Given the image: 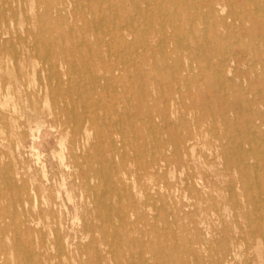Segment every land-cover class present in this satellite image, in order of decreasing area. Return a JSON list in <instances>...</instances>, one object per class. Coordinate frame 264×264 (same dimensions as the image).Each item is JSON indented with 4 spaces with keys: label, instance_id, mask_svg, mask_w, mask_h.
Returning a JSON list of instances; mask_svg holds the SVG:
<instances>
[{
    "label": "rangeland",
    "instance_id": "obj_1",
    "mask_svg": "<svg viewBox=\"0 0 264 264\" xmlns=\"http://www.w3.org/2000/svg\"><path fill=\"white\" fill-rule=\"evenodd\" d=\"M116 1L103 0L101 5L106 8L110 4L106 12L118 15L117 22L125 28L127 43L138 40L133 51H125L123 57L119 53L113 56L125 62L126 70L125 80L117 83L110 95L112 100L115 97L113 103L119 105V114L127 120L98 113L96 118L101 124L91 128L87 134L90 137L85 135L80 141L76 152L79 158L73 159V117L75 113L78 117L85 114L81 91L87 90L84 84L79 92L76 82L82 84L95 73L78 69L79 76L56 78L48 64L63 58L55 52L61 46L80 58L83 46L110 38L104 28L94 27L96 16L90 13L87 0H0V264H132L133 260L141 262L136 259L139 257L148 264H264V125L253 128L249 123L251 118L258 119V124L264 119V44L256 26L260 23L253 15L258 10L264 15V1L150 0L154 1L150 4L149 0H118L120 5ZM118 9L124 16H119ZM78 10L84 11L86 19L75 17ZM226 14L239 19L225 20ZM131 30L134 32L129 33ZM70 36L78 37L79 42H72ZM201 36L204 41L198 39ZM141 42H147L149 48ZM241 43L251 50L245 53L237 45ZM156 45L162 46L160 50ZM72 46L74 50L70 49ZM256 53L260 63L255 61ZM166 54H170V60L165 59ZM234 60L236 63L232 64ZM174 64L184 66V70L177 73ZM219 64H225L222 74L216 67ZM231 68L233 72H227ZM16 80H22L24 86L17 88ZM102 85L96 89L109 93ZM145 92L153 94V98L143 103L141 96ZM166 95L175 97L170 125L148 126L144 105H164L160 100ZM70 98H74L76 107ZM58 106H64L65 127L53 121ZM37 117L47 118L48 123L37 126L33 122ZM112 121L115 129L131 131L133 142H124L115 133L111 136L115 143L111 145L108 135L113 131ZM188 132L193 137L191 145L181 148V139ZM154 137H159V142ZM174 151L179 155L161 162L158 170L146 172L142 163L152 161L160 152L171 157ZM134 240L165 249L141 254Z\"/></svg>",
    "mask_w": 264,
    "mask_h": 264
},
{
    "label": "bare ground",
    "instance_id": "obj_2",
    "mask_svg": "<svg viewBox=\"0 0 264 264\" xmlns=\"http://www.w3.org/2000/svg\"><path fill=\"white\" fill-rule=\"evenodd\" d=\"M88 2H89V4H88V6L90 7H88L89 9H90V13H92L93 15H95L96 16V18H95V25H94V27H96V28H104V32H106V35L110 38L109 40H107V39H105L104 38V41H102L101 39L99 40L100 42H96L95 44H93V45H90V44H88L87 46H83V49H82V53H81V56H80V58L78 57V56H76V55H71L70 53H68L67 51L68 50H66L63 46H61V48L59 49V50H57V51H55L60 57L62 56L63 58H61V59H59V61L56 63V64H52L53 62H51V63H49L48 64V66L49 65H51V72H53L52 73V76H54V77H56V78H60V77H62L61 75H64V76H74V75H78V74H76L77 72V70L79 69V72H81V71H85L86 70V72H87V70L88 69H90L92 72H94L95 74L93 75V76H91V77H88L86 80H84V82H82V84H80V83H77L76 82V84L79 86V92L83 89L82 87L84 86V84H87V87H86V89L87 90H82L81 91V97H82V101H81V107L85 110V114H81L82 115V117H78L77 116V114L75 115L74 114V120H75V123H76V126L73 128V131H72V135H71V146H70V154H71V158H73V159H78L79 157L78 156H76L77 154H76V152H77V149H79V143H80V141L85 137V135H87L88 134V132L91 130V128H93V127H96V125L98 126V125H100L101 123L98 121V119L96 118V115L98 114V113H105V114H107V115H115L116 116V119H118V120H120L121 118H123L122 120H123V122L124 121H126L127 120V118H125V116H123L122 117V115H120L119 114V105H117L116 103H113V101H115L114 99H115V97H114V99L112 100V98H111V96L112 95H110L111 94V92H115V90L117 89V88H115L117 85V83H122V81H124L125 80V76H124V74H125V70H126V68H124L125 67V62L123 61V60H121V59H113V56H115V53H119V54H122L121 56L123 57L124 55H125V51H133V49H134V47L136 46V43L135 42H137V41H131L132 43H127V39H126V41H125V39H124V33H123V30H125V28L123 27V26H121L118 22H117V16L118 15H114L113 13H107L106 12V8H108L109 6H110V4L108 5V7H106V8H104L102 5H101V3L103 4V0H87ZM107 1V0H106ZM158 1H160V0H158ZM245 1V0H244ZM258 1V0H257ZM262 1H264V0H262ZM10 2V1H9ZM126 2V1H125ZM82 3V2H81ZM149 3L150 4H153L154 3V1L152 2V1H150L149 0ZM157 3V2H156ZM204 3V2H203ZM206 3H207V1H206ZM214 3H215V1H214ZM264 3V2H263ZM116 4H118V5H120L121 4V2L119 3V1L117 0L116 1ZM212 4V3H211ZM242 4V3H241ZM259 5H260V2L258 3ZM113 5V4H112ZM114 5H115V3H114ZM155 5V4H154ZM59 6V5H58ZM64 6V5H63ZM86 5H85V3H84V7H85ZM117 6V5H116ZM123 6V5H122ZM142 6V5H141ZM212 6H213V4H212ZM255 6V5H254ZM152 7V6H151ZM182 7V6H181ZM185 8V7H184ZM224 8H225V6H224ZM113 9V8H112ZM216 9V8H215ZM245 9V8H244ZM114 10H117L116 8H114ZM164 12H165V10L164 9H162ZM183 10H185V9H183ZM182 10V11H183ZM242 10H243V8H242ZM249 10V9H248ZM130 11V10H129ZM153 11V10H152ZM162 11V12H163ZM180 11V10H179ZM186 11V10H185ZM185 11H183V12H185ZM245 11V10H244ZM118 12L120 13L119 14V16L120 15H122L123 14V16H124V13H123V11H122V9H120V11H119V9H118ZM157 12V11H156ZM177 12H178V10H177ZM181 12V11H180ZM183 12H181L182 14H183ZM76 15H75V17L77 18V19H79V20H81L82 18H84L85 17V19H86V17L87 16H85V14H84V11H76ZM263 13V12H262ZM1 14V13H0ZM205 14V13H204ZM246 14H248L247 12H246ZM19 15V14H18ZM148 15H149V13H148ZM253 15H255V17H256V19H257V21H259L258 23H260V24H258V25H256L257 26V28L258 29H260V31H261V40L260 41H263V44H264V15H261V13L259 12V10L258 11H256V12H253ZM72 17V16H71ZM127 17V16H126ZM193 17V16H192ZM223 17V16H222ZM6 18V17H5ZM183 18V17H182ZM237 18L239 19V17H237L236 15H232V14H226L225 15V20H230L231 22H234L235 20H237ZM77 19H76V22H77ZM184 19V18H183ZM241 19V18H240ZM39 20V19H38ZM42 20V19H41ZM50 20V19H49ZM102 20H104L103 22H101ZM253 20V19H252ZM101 22V24H100V22ZM127 21V20H126ZM190 21V20H189ZM254 21V20H253ZM154 22V21H153ZM13 23V22H12ZM190 23V22H189ZM226 23V22H225ZM242 23V22H241ZM126 24V23H125ZM124 24V25H125ZM138 24V23H137ZM196 24V23H195ZM218 24V23H217ZM16 25V24H15ZM45 25V24H44ZM78 25V23L76 24V25H74L75 27ZM131 25V24H130ZM154 25V24H153ZM23 26V25H22ZM73 26V25H72ZM87 26V25H86ZM135 26V25H134ZM176 26V25H175ZM185 26V25H184ZM190 26V25H189ZM195 26V25H194ZM17 27H18V25H17ZM31 27V26H30ZM42 27V26H41ZM74 27V29H76ZM89 27V26H88ZM131 27V26H130ZM147 27V26H146ZM199 27V26H198ZM208 27V26H207ZM228 27V26H227ZM38 28V27H37ZM49 28V27H48ZM51 28V27H50ZM133 28V27H132ZM189 28V27H188ZM24 29V28H23ZM36 29V28H35ZM72 29V28H71ZM135 29H136V27H135ZM142 29V28H141ZM191 29H193L194 30V27H192ZM247 29V28H246ZM79 30V29H78ZM83 30V29H82ZM183 30V29H182ZM189 30H190V28H189ZM244 30V29H243ZM41 31V30H40ZM64 31H65V29H64ZM63 31V32H64ZM186 31V30H185ZM199 31V30H198ZM213 30L211 29V32H212ZM2 32V31H1ZM134 31H129V33H133ZM157 32V31H156ZM179 32H181V29H179ZM188 32V31H187ZM193 32V31H192ZM205 31H203V33H204ZM237 32V31H236ZM59 33V32H58ZM58 33H55V34H58ZM76 33H77V35H80L79 34V31H76ZM207 33V32H206ZM218 33V32H217ZM221 33V32H220ZM11 34V33H10ZM85 34V33H84ZM83 34V35H84ZM88 34V33H87ZM170 34V33H169ZM180 34V33H179ZM182 34V33H181ZM187 34H189V33H187ZM199 34V33H198ZM6 35V34H5ZM16 35V34H15ZM175 35V34H174ZM186 35V34H185ZM192 35V34H191ZM205 35V34H204ZM218 35H220L219 33H218ZM88 36H90V35H88ZM209 36H210V34H209ZM222 36V35H221ZM227 36V35H226ZM236 36V35H235ZM253 36V35H252ZM0 37H1V34H0ZM5 37V36H4ZM71 38V41L72 42H74V43H76V42H79V40H78V37H76V36H70ZM135 37V36H134ZM139 37V36H138ZM138 37H137V39H138ZM182 37V36H181ZM198 37V36H197ZM228 37V36H227ZM238 37V36H237ZM101 38V37H100ZM207 38V37H206ZM208 38H210V39H214V38H212V37H208ZM207 38V39H208ZM254 38V37H253ZM258 38V37H257ZM19 39V38H18ZM98 39V38H97ZM134 39V38H133ZM199 40H205V37L203 36H201L200 38H198ZM197 39V40H198ZM8 40V39H7ZM192 40V39H191ZM247 40V39H246ZM39 41V40H38ZM85 41V40H84ZM108 41H110L109 43H108ZM170 41V40H169ZM214 41H215V39H214ZM237 41V40H236ZM42 42V41H41ZM51 42V41H50ZM187 42V41H186ZM195 42H196V40H195ZM212 42V41H211ZM13 43V42H12ZM44 43V42H43ZM112 43L114 44V45H112ZM141 43H143V42H141ZM169 43V42H168ZM188 43V42H187ZM191 43V42H190ZM197 43V42H196ZM203 43V42H202ZM205 43V42H204ZM250 43V42H249ZM52 44V43H51ZM73 44V43H72ZM108 44H111V45H108ZM137 44H138V42H137ZM171 44V43H170ZM192 44H193V42H192ZM195 44V43H194ZM86 45V44H85ZM198 45V44H197ZM201 45V44H200ZM199 45V46H200ZM215 45V44H214ZM232 45H233V43H232ZM237 45H239L241 48H242V50L245 52V53H248L250 50H251V48H250V46L249 45H247V44H243V43H241V44H237ZM89 46V47H88ZM107 46V47H106ZM157 46V48H158V50H160V48L162 47V46H158V45H156ZM195 46V45H194ZM202 46V45H201ZM208 46V45H207ZM228 46V45H227ZM226 46V47H227ZM236 46V45H235ZM259 46V45H258ZM14 47V46H13ZM44 47V46H43ZM69 47V46H68ZM143 47L144 48H149V44L147 43V42H144L143 43ZM177 47L178 46H176V50H177ZM204 47V46H203ZM221 47V46H220ZM24 48V47H23ZM76 48V47H75ZM146 48V49H147ZM233 48V47H232ZM232 48H230V49H232ZM71 50H74V48H73V46L70 48ZM106 50V55H104L103 54V50ZM166 49V47L165 48H163V50H165ZM234 49V48H233ZM185 50V49H184ZM184 50H182V51H184ZM201 50V49H200ZM210 50V49H209ZM208 50V51H209ZM31 51V50H30ZM38 51V50H37ZM150 51V50H149ZM181 51V52H182ZM188 51V50H187ZM194 51V50H193ZM227 51V50H226ZM233 51V50H232ZM28 52V51H27ZM52 52V50H50V52L49 53H51ZM167 52V51H166ZM165 52V53H166ZM205 52V51H204ZM216 52V51H215ZM164 53V54H165ZM195 53V52H194ZM193 53V54H194ZM197 53V52H196ZM18 54V53H17ZM30 54H31V52H30ZM38 54V53H37ZM172 54H175V53H172ZM171 54V55H172ZM181 54V53H180ZM184 54V53H183ZM182 54V55H183ZM192 54V55H193ZM238 54V53H237ZM46 55V54H45ZM140 55V54H139ZM170 55V54H169ZM169 55L168 54H166L165 55V59H169L170 57H169ZM176 55V54H175ZM235 55V54H234ZM111 57L112 59H110L109 57ZM146 56V55H145ZM159 56V55H158ZM162 56V55H161ZM205 56H206V54H205ZM257 59H255V61H258V63H260L261 62V60H259V54L258 53H256L255 55H254ZM262 56L264 57V52L262 53ZM44 57V56H43ZM148 57V56H147ZM157 57V56H156ZM172 57V56H171ZM192 57V56H191ZM200 56H198V58H199ZM212 58H213V56H211ZM246 57V56H245ZM89 58H90V62L88 63V64H83L81 61H84V60H88L89 61ZM116 58V57H115ZM137 58V57H136ZM139 58V57H138ZM159 58V57H158ZM157 58V59H158ZM164 58V57H163ZM197 58V57H196ZM243 58V57H242ZM17 59V58H16ZM141 59H142V57H141ZM175 59V58H174ZM180 59H183V58H180ZM192 59V58H191ZM210 59V58H209ZM228 59V58H227ZM170 60V59H169ZM204 60V59H203ZM212 60V59H211ZM229 60V59H228ZM18 61V60H17ZM26 61V60H25ZM33 61V60H32ZM31 61V62H32ZM145 61H146V59H145ZM156 61V60H155ZM160 61V60H159ZM178 61V60H177ZM226 61V60H225ZM224 61V62H225ZM16 62V61H15ZM37 62V61H36ZM77 62H79V63H82V64H77ZM192 62V61H191ZM209 62V61H208ZM17 63V62H16ZM21 63V65H22V62H20ZM39 63V62H38ZM132 63V62H131ZM174 63V62H173ZM195 63H196V61H195ZM197 63H198V61H197ZM234 63H236V61L234 60V61H232V64H234ZM40 64V63H39ZM139 64V63H138ZM141 64H143V61L141 62ZM164 64V63H163ZM194 64V63H193ZM208 64V63H207ZM227 64V63H226ZM12 65V64H11ZM32 65H34L33 64V62H32ZM86 65V66H85ZM131 65V64H130ZM140 65V64H139ZM146 65H147V63H146ZM166 65V64H165ZM164 65V66H165ZM198 65V64H197ZM253 65V64H252ZM136 66H138V65H136ZM136 66H135V68H136ZM149 66V65H148ZM163 66V65H162ZM174 66H176V64H174ZM54 67H58L59 68V71H56L55 70V68ZM141 67V66H140ZM154 67V65L152 66V68ZM169 67H170V65H169ZM197 67V66H196ZM216 67H219L218 69H219V71L218 72H220L221 74L224 72V70H225V64H219V66H216ZM262 67V66H261ZM139 68V67H138ZM142 68V67H141ZM140 68V69H141ZM159 68H161V67H159ZM163 68V67H162ZM165 68V67H164ZM171 68V67H170ZM183 68H184V66H183ZM182 68V65H177L176 67H174V71H176L177 73H180L181 72V70L183 69ZM210 68H212V67H210ZM50 69V68H49ZM64 69V71H62ZM137 69V68H136ZM156 69V68H155ZM172 69V68H171ZM194 69V68H193ZM214 69V68H213ZM213 69H211V70H213ZM12 70V69H11ZM143 70H145V69H143ZM153 70H154V68H153ZM158 70V69H157ZM156 70V71H157ZM173 70V69H172ZM184 70V69H183ZM227 70H229V71H227V72H230V73H232L233 71H232V68L231 69H227ZM263 70V69H262ZM131 71H133V70H131ZM192 71V70H191ZM45 72V71H44ZM63 72V73H62ZM144 72V71H143ZM159 72H160V70H159ZM163 72V71H162ZM175 72V73H176ZM188 72V71H187ZM200 72V71H199ZM214 72V71H213ZM144 73H146V72H144ZM177 73H176V75H177ZM183 73V72H182ZM191 73H193V71L191 72ZM253 73V72H252ZM257 73V72H256ZM84 74V73H83ZM86 74V73H85ZM84 74V75H85ZM131 74L132 75H134L135 74V72H134V74H133V72H131ZM160 74V73H159ZM188 74V73H187ZM190 74V73H189ZM81 75V74H80ZM131 75V76H132ZM141 75H143V74H141ZM174 75V74H173ZM200 75H201V73H200ZM200 75H197V76H200ZM51 76V75H50ZM79 76V75H78ZM85 76H87V75H85ZM129 76V75H128ZM202 76H203V74H202ZM224 76V75H223ZM81 77V76H80ZM138 77V76H137ZM168 77V76H167ZM171 77V76H170ZM174 77V76H173ZM192 77V76H191ZM204 77V76H203ZM218 77V76H217ZM263 77V76H262ZM69 78V77H68ZM153 78V77H152ZM151 78V79H152ZM176 78V77H175ZM179 78V77H178ZM209 78H211V76L209 77ZM215 78V77H214ZM238 78V77H237ZM73 79V78H72ZM83 79V78H82ZM156 79V78H155ZM154 79V80H155ZM161 79H163L162 78V75H161ZM165 79H166V77H165ZM169 79V78H168ZM180 79V78H179ZM216 79V78H215ZM218 79V78H217ZM220 79V78H219ZM222 79V78H221ZM220 79V81H221V84H222V80ZM233 80H235L234 78H232ZM75 80H76V78H75ZM134 80V79H133ZM158 80V79H157ZM156 80V81H157ZM164 80V79H163ZM163 80H159V81H161V82H163ZM187 77L185 78V80L184 81H186L187 82ZM190 80V79H189ZM193 80V79H192ZM200 80H202V78L200 79ZM209 80V79H208ZM5 81V80H4ZM74 81V80H73ZM77 81V80H76ZM83 81V80H82ZM165 81V80H164ZM169 81V80H168ZM173 81V80H172ZM176 81H177V79H176ZM181 81H182V79H181ZM183 81V82H184ZM211 81V80H210ZM224 81H225V79H224ZM48 82V81H47ZM167 82V81H166ZM174 82V81H173ZM196 82V81H195ZM200 82V81H199ZM198 82V83H199ZM203 82V81H202ZM226 82H230V81H228L227 79H226ZM231 82H232V80H231ZM53 83V82H52ZM61 83V82H60ZM132 83V82H131ZM134 83V82H133ZM135 83H136V80H135ZM169 83V82H168ZM194 83V82H193ZM198 83H195V84H198ZM33 84V83H32ZM44 84V83H43ZM54 84V83H53ZM105 85L104 87H107L106 89H108L109 90V93H107V92H100V91H98L97 89H96V87H99V85ZM167 84V83H166ZM192 84V83H191ZM206 84V83H205ZM216 84V83H215ZM218 84H219V82H218ZM234 84H236V83H234ZM102 85V86H103ZM162 85H164V84H162ZM181 85V84H180ZM212 85H213V83H212ZM222 85H224V84H222ZM243 85V84H242ZM242 85H241V87H242ZM15 86L17 87V88H20V87H23L24 86V82L22 81V80H16V83H15ZM28 86V85H27ZM71 86H72V84H71ZM74 86V85H73ZM101 86V87H102ZM123 86V85H122ZM126 86V85H125ZM135 86V85H134ZM134 86H132V87H134ZM138 86V85H137ZM167 86V85H166ZM169 86H171V83H170V85ZM168 86V87H169ZM172 86H174V84L172 85ZM185 86V85H184ZM187 86V85H186ZM199 86V85H198ZM204 86V85H203ZM238 86V85H237ZM7 87H9V85L7 86ZM36 87V86H35ZM140 87V86H139ZM142 87V86H141ZM179 87V86H178ZM189 87V86H188ZM200 87V86H199ZM205 87V86H204ZM209 87H210V85H209ZM221 87V86H220ZM235 87V86H234ZM244 87V86H243ZM242 87V88H243ZM51 88H53V93L54 94H56L57 93V90H54V87H51ZM58 88V87H57ZM63 88V87H62ZM67 88V87H66ZM66 88H64L65 90H66ZM68 88H69V86H68ZM67 88V89H68ZM122 88V87H121ZM123 88H124V86H123ZM126 88V87H125ZM138 88V87H137ZM191 88L192 87H190V90H191ZM239 88V87H238ZM33 89V88H32ZM47 89V88H46ZM101 89V88H100ZM187 89V88H186ZM234 89V88H233ZM1 90V89H0ZM73 90V89H72ZM128 90V88L126 89V91ZM173 90V89H172ZM179 90V88L177 89V91ZM205 90V89H204ZM244 90V89H243ZM249 90V89H248ZM262 90V89H261ZM52 91V90H51ZM74 91H75V89H74ZM122 91H123V89H122ZM143 91V90H142ZM150 91V90H149ZM188 91V90H187ZM193 91V90H192ZM203 91V90H202ZM205 91H207L208 92V90H205ZM220 91V90H219ZM260 91V90H259ZM71 92V91H70ZM119 92V91H118ZM173 92H175V91H173ZM189 92V91H188ZM213 92H215V91H213ZM225 92V91H224ZM72 93V92H71ZM76 93V92H75ZM133 93H135V92H133ZM132 93V94H133ZM235 93V92H234ZM245 93V92H244ZM8 94V93H7ZM58 94V93H57ZM131 94V95H132ZM172 93H170V95H171ZM179 94H180V91H179ZM226 94V93H225ZM224 94V95H225ZM114 95V94H113ZM152 95L153 94H151L150 92H145V93H143V95L141 96V101H143V103L145 102V100H151L153 97H152ZM173 95H174V93H173ZM181 95V94H180ZM212 95V94H211ZM11 96V95H10ZM52 96V95H51ZM57 96V95H56ZM62 96V95H61ZM60 94L58 95V98L60 99ZM118 96V95H117ZM190 96V95H189ZM247 96V95H246ZM48 97V96H47ZM72 97V96H71ZM128 97V96H127ZM130 97H132V96H130ZM136 97V96H135ZM173 97V96H172ZM172 97H170V96H168V98H167V95L166 96H164V99L161 101L160 99V102L161 103H163L164 105H161V106H163V107H161V106H157L156 107V104L154 103L153 105L151 104V105H144V110H145V124H147L148 126H154V127H160V126H162V124L164 125L165 123H167V124H169L170 125V117H171V110H172V108L173 107H175V97L174 98H172ZM182 96H180V98H181ZM184 97V96H183ZM195 97V96H194ZM214 97V96H213ZM6 98V97H5ZM9 98V97H8ZM49 98V97H48ZM63 98V97H62ZM107 98H109V99H107ZM233 98H235V96L233 97ZM242 98V97H241ZM30 99L32 100V98L30 97ZM37 99V98H36ZM71 99V105L73 106L74 105V107H76V105H75V101L73 100L74 98H70ZM126 99V98H125ZM157 99V98H156ZM188 99V98H187ZM217 99V98H216ZM243 99V98H242ZM130 100H132V99H130ZM137 100V99H136ZM189 100V99H188ZM49 101V100H48ZM47 101V102H48ZM54 101V100H53ZM139 101V100H138ZM177 101V100H176ZM182 101V105H183V100H181ZM214 101V100H213ZM31 102V101H30ZM46 102V103H47ZM140 102V101H139ZM192 102V101H191ZM209 102V101H208ZM3 103V102H2ZM45 103V102H44ZM45 103V104H46ZM78 103V102H77ZM120 103H122V101H120ZM132 103H133V101H132ZM141 103V102H140ZM178 103V102H177ZM262 103V102H261ZM130 104V103H129ZM224 104H225V102H224ZM3 105V104H2ZM4 105H6V104H4ZM125 105H127V104H125ZM194 105V104H193ZM213 105V104H212ZM1 106V105H0ZM56 106V104L54 105V107ZM77 106H78V104H77ZM206 106V105H205ZM225 106V105H224ZM64 107V106H63ZM63 107H57L58 108V110L56 111V113H54L53 115H52V117H53V121L54 122H56L59 126H64V125H66V123H67V121H66V112H65V110H64V108ZM125 107V106H124ZM127 107V106H126ZM156 107V108H155ZM208 107H210V106H208ZM13 108H14V106H13ZM184 108V107H183ZM199 108V107H198ZM219 108V107H218ZM16 109V108H15ZM66 109V108H65ZM68 109H69V106H68ZM202 110V109H201ZM256 110V109H255ZM137 111H139V110H137ZM181 111V110H180ZM260 111V110H259ZM69 112V111H68ZM187 112V111H186ZM251 112H252V110H251ZM257 112V111H256ZM70 113V112H69ZM79 113V112H78ZM122 113V112H121ZM124 113V112H123ZM137 113V112H136ZM253 113V112H252ZM138 114V113H137ZM181 114H182V112H181ZM259 115H260V113H258ZM258 114H257V116H258ZM169 115H170V117H169ZM188 115H190V114H188L187 113V116ZM212 115V114H211ZM254 115V114H253ZM173 116V115H172ZM182 116V115H181ZM104 117H106V116H104ZM131 117V116H130ZM184 117V116H183ZM197 117H198V115H197ZM182 118V117H181ZM200 118H202V117H200ZM126 119V120H125ZM138 119V118H137ZM143 119V118H142ZM183 119V118H182ZM48 119L46 118V119H44L43 117H37L33 122L35 123L36 122V125L38 126V125H40L41 126V124L42 123H48V121H47ZM141 120V119H140ZM257 120L258 119H255L254 118V120H252V118H251V120H250V124H252L251 126L253 127V128H259L258 126H262V125H264V119H261L260 120V122H259V124H258V122H257ZM104 121V120H103ZM259 121V120H258ZM128 122H129V120H128ZM127 122V123H128ZM138 122V121H137ZM140 122H142V121H140ZM187 122H189V120L187 121ZM191 122H192V120H191ZM190 122V123H191ZM223 122H225V121H223ZM248 122V121H247ZM30 125L32 124V121H29L28 122ZM105 123H106V121H105ZM133 123H135V122H133ZM132 123V124H133ZM175 123H176V121H175ZM185 123V122H184ZM131 124V123H130ZM131 124V125H132ZM228 124V123H227ZM248 124V123H247ZM115 121H112L111 122V128H113L112 130L113 131H111V133L108 135V138H109V141H110V144L112 145L113 143H115L113 140H111V136H113L115 133L117 134V135H120L121 136V139H122V141H124V142H129V143H131V142H133V134L131 133V131H127V130H125L124 128H123V130H119V129H121L120 127L119 128H117V129H115L114 127H115ZM179 125V124H178ZM177 125V126H178ZM190 125V124H189ZM258 125V126H257ZM40 126H39V129H40ZM46 125H44V127H45ZM133 126V125H132ZM177 126H175V127H177ZM191 126H193V125H191ZM65 127V126H64ZM118 127V126H117ZM125 127V126H124ZM162 127H164V126H162ZM218 127V126H217ZM216 127V128H217ZM239 127V126H238ZM126 128V127H125ZM149 128V127H148ZM148 128H147V130H148ZM153 128V127H152ZM187 128V127H186ZM261 128V127H260ZM33 129V128H32ZM42 129V128H41ZM54 129V128H53ZM65 129V128H64ZM97 129V128H96ZM163 129V128H162ZM250 129H252V128H250ZM34 130V129H33ZM36 130V129H35ZM93 130V129H92ZM211 130V129H210ZM226 130H227V128H226ZM229 130V129H228ZM260 130V129H259ZM101 131V130H100ZM118 131H119V134H118ZM123 131V132H122ZM152 131V130H151ZM155 131V130H154ZM181 131V130H180ZM219 131V130H218ZM234 131V130H233ZM33 133H34V131H32ZM39 132V131H38ZM98 132V131H97ZM134 132H136V130H134ZM156 132V131H155ZM220 132V131H219ZM218 132V133H219ZM257 132V131H256ZM148 133V132H147ZM179 133H181V132H179ZM91 134H92V131H91ZM100 134V133H99ZM152 134H153V132H152ZM164 134V133H163ZM39 135V134H38ZM224 135V134H223ZM231 135H233V134H231ZM33 136H35L34 134H33ZM87 136H89V135H87ZM86 136V137H87ZM100 136V135H99ZM150 136V135H149ZM38 137H40V136H38ZM69 137V136H68ZM90 137V136H89ZM159 137H161V136H159ZM158 137V138H159ZM172 137V136H171ZM180 137V136H179ZM225 137V136H224ZM259 137V136H258ZM260 137H261V135H260ZM63 138V137H62ZM115 138V137H114ZM136 138H138V136L136 137ZM158 138H156L155 139V137H154V141H158L159 142V139ZM173 138V137H172ZM233 138V137H232ZM254 138V137H253ZM264 138V137H263ZM263 138H261L262 139V141H263ZM34 139H35V137H34ZM176 139H177V137H176ZM192 139H193V137L191 136V135H189V132L187 133V136H186V138L185 139H181V144H180V147L181 148H186V147H188V146H190L191 145V141H192ZM231 139V138H230ZM229 139V140H230ZM65 140H67V138L65 139ZM84 140V139H83ZM87 140H88V138H87ZM169 140V139H168ZM228 140V141H229ZM34 141V140H33ZM35 141H36V139H35ZM86 141V140H85ZM121 141V142H122ZM154 141H152V142H154ZM231 141V140H230ZM229 141V142H230ZM249 141V140H248ZM60 142H61V140H60ZM65 142V141H64ZM63 142V143H64ZM88 142V141H87ZM86 142V143H87ZM104 142V141H103ZM232 142H234V141H232ZM33 143V142H32ZM92 143V142H91ZM95 143V142H94ZM155 143V142H154ZM167 143V142H166ZM59 145H60V143H58ZM88 144V143H87ZM134 144V143H133ZM156 144H158V143H156ZM250 144V143H249ZM62 145V144H61ZM84 145V144H83ZM233 145V144H232ZM257 145V144H256ZM92 146V145H91ZM145 146V145H144ZM261 146V145H260ZM61 147H63V146H61ZM66 147V146H65ZM96 147V146H95ZM99 147H100V145H99ZM123 148H124V146H122ZM155 147V146H154ZM161 147V146H160ZM179 147V148H180ZM255 147H258V145L257 146H255ZM255 147H253V149L255 148ZM19 148V147H18ZM145 148V147H144ZM234 148V147H233ZM232 148V149H233ZM99 149V148H98ZM133 149V148H132ZM140 149V148H139ZM162 149V148H161ZM247 149V148H246ZM61 150V149H60ZM137 150V149H136ZM160 150V149H159ZM165 150H166V148H165ZM169 150V149H168ZM234 150V149H233ZM64 151V150H63ZM103 151V150H102ZM140 151V150H139ZM147 151V150H146ZM149 151V150H148ZM192 151V150H191ZM236 151H238V149L236 150ZM57 152V151H56ZM60 152V151H59ZM95 152H97V151H95ZM104 152V151H103ZM131 152V151H130ZM162 152V151H161ZM156 153L155 154V156L153 157V160L151 161L150 159V161L148 162V163H142L143 164V166H145V170H146V172H148L149 170H158V168H161V166H162V164H161V162H168L170 159H173V157H176V156H178L179 154H178V152H176V151H174V153L172 154V156L171 157H168V156H166L165 154H163V153ZM34 153V152H33ZM136 153V152H135ZM142 153V152H141ZM155 153V152H154ZM167 153V152H166ZM240 153V152H239ZM37 154H39V153H37ZM54 153L52 152V156H54L53 155ZM63 154V153H62ZM103 154V153H102ZM119 154V153H118ZM137 154V153H136ZM135 154V155H136ZM31 155H32V153H31ZM56 155V154H55ZM58 155H59V153H58ZM114 155V154H113ZM168 155V154H167ZM259 155V154H258ZM60 156V155H59ZM62 156V155H61ZM60 156V157H61ZM64 156V155H63ZM62 156V157H63ZM35 157H37L36 155H35ZM55 157V156H54ZM54 157H53V159H54ZM114 157V156H113ZM129 157H131V156H129ZM135 157V156H134ZM146 157H148V156H146ZM65 158V157H64ZM231 158V157H230ZM257 158V157H256ZM262 158H263V156H262ZM261 158V159H262ZM56 159V158H55ZM92 159H94L93 157H92ZM107 159H108V157H107ZM121 159V158H120ZM222 159V158H221ZM242 159V158H241ZM259 159V158H258ZM59 160V159H58ZM60 160H61V158H60ZM115 160V159H114ZM129 160V159H128ZM260 160V159H259ZM65 161H66V159H65ZM100 161V160H99ZM142 161V160H141ZM61 162H62V160H61ZM101 162V161H100ZM44 163V162H43ZM59 163H60V161H59ZM111 163V162H110ZM141 164V163H140ZM61 165H63L62 163H61ZM119 165V164H118ZM255 165V164H254ZM264 165V164H263ZM262 165V166H263ZM181 166V165H180ZM184 166V165H183ZM256 166V165H255ZM120 168V167H119ZM140 168V167H139ZM175 169V168H174ZM168 170V169H167ZM170 170V169H169ZM181 170V169H180ZM260 170H261V168H260ZM164 171V170H163ZM175 171V170H174ZM159 172V171H158ZM157 172V173H158ZM45 173H47V172H45ZM108 173V172H107ZM176 173V172H175ZM141 175V174H140ZM159 175H161L160 173H159ZM167 175V174H166ZM64 177V176H63ZM79 177V176H78ZM264 177V176H263ZM79 178H81L82 179V181H84L85 180V178L83 177V176H81V177H79ZM133 179V178H132ZM141 179V178H140ZM158 179V178H157ZM160 179V178H159ZM48 180V179H47ZM63 180H64V178H63ZM78 180V179H77ZM250 180V179H249ZM262 180V179H261ZM128 181H131V180H128ZM160 181V180H159ZM260 182V181H259ZM189 183V182H188ZM261 183V182H260ZM35 184V183H34ZM167 184V183H166ZM97 187H98V185H96ZM114 186V185H113ZM193 187V186H192ZM61 188V187H60ZM63 188V187H62ZM61 188V189H62ZM110 188V187H109ZM248 188V187H247ZM95 189V188H94ZM117 189V188H116ZM261 189V188H260ZM111 190V189H110ZM33 191V190H32ZM112 191H113V189H112ZM134 191H135V189H134ZM170 191V190H169ZM91 192V191H90ZM145 192V191H144ZM57 193H58V190H57ZM229 193H230V191H229ZM112 194V193H111ZM114 194V193H113ZM88 196H90V195H88ZM134 196V195H133ZM262 196V195H261ZM111 197V196H110ZM115 197V196H114ZM118 197V196H117ZM81 198H82V196H81ZM153 198V197H152ZM155 198V197H154ZM153 198V199H154ZM256 198V197H255ZM73 199V198H72ZM100 199V198H99ZM109 199V198H108ZM128 199V198H127ZM110 200H113V198L112 199H110ZM149 200V199H148ZM151 200V199H150ZM252 200V199H251ZM258 200V199H257ZM104 201H106L107 202V199L106 200H104ZM114 201H115V199H114ZM260 201V200H259ZM162 202V201H161ZM115 203V202H114ZM118 203V202H117ZM154 203H155V201H154ZM113 204V203H112ZM119 204V203H118ZM169 204V203H168ZM22 205V204H21ZM65 205V204H64ZM150 205V204H149ZM154 205V204H153ZM152 205V206H153ZM97 206V205H96ZM112 206V205H111ZM143 206H145V205H143ZM170 206H172V205H170ZM25 207V206H24ZM66 207V206H65ZM113 207V206H112ZM118 207V206H117ZM126 207V206H125ZM147 207V206H146ZM154 207V206H153ZM237 207V206H236ZM37 209V208H36ZM74 209H76V208H74ZM110 209V208H109ZM116 209H118V208H116ZM173 209V208H172ZM235 209V208H234ZM42 210V209H41ZM113 210V209H112ZM144 210V209H143ZM158 210V209H157ZM164 210H165V207H164ZM107 211H109V210H107ZM77 212V211H76ZM106 212V211H105ZM112 212V211H111ZM131 212V211H130ZM232 212V211H231ZM234 212H235V210H234ZM25 213H27V212H25ZM109 213V212H108ZM115 213V212H114ZM190 213V212H189ZM110 214V213H109ZM169 214V213H168ZM130 215V214H129ZM146 215H147V213H146ZM145 215V216H146ZM148 216V215H147ZM138 217V216H137ZM168 217V216H167ZM175 217V216H174ZM173 217V218H174ZM102 218H103V216H102ZM164 217H162V219H163ZM104 219V218H103ZM263 219V218H262ZM168 220V219H167ZM170 222H168L169 224L171 223V219L169 220ZM93 222V221H92ZM165 222V221H164ZM163 223V222H162ZM164 224V223H163ZM172 225V224H171ZM177 225V224H176ZM37 226V225H36ZM169 226V225H168ZM63 227V226H62ZM114 227V226H113ZM153 227V226H152ZM155 227H157V226H155ZM165 227V226H164ZM123 228V227H122ZM163 228V227H162ZM175 229V228H174ZM173 229V230H174ZM176 230V229H175ZM229 232V231H228ZM252 232H253V230H252ZM46 233H47V231H46ZM122 233V232H121ZM146 233V232H145ZM147 234V233H146ZM148 234H149V232H148ZM165 235V234H164ZM175 235H176V233H175ZM53 236V235H52ZM143 236V235H142ZM87 237V236H86ZM145 237V236H144ZM142 238V237H141ZM148 238V237H147ZM256 238V237H255ZM149 239V238H148ZM33 240V239H32ZM175 240H178V239H175ZM143 241V240H142ZM142 241H140V240H134L133 241V243L136 245V247H138L139 249H141L140 250V252H141V254H143V253H145L146 251H159V248H162V250H164L165 248H163V247H159V248H156V246H153V245H149V244H145V243H143ZM146 240L144 239V242H145ZM132 242V241H131ZM176 242H178V241H176ZM189 242L191 243V241H190V239H189ZM173 243V242H172ZM164 244V243H163ZM185 244V243H184ZM61 246H62V244H61ZM176 246V245H175ZM174 246V247H175ZM240 246V245H239ZM167 247V246H166ZM210 247H211V244H210ZM61 248H63V247H61ZM171 249V248H170ZM215 249V248H214ZM211 250V249H210ZM126 251V250H125ZM174 252V251H173ZM182 252V251H181ZM247 253H248V251H247ZM177 254V253H176ZM191 254V253H190ZM218 254V253H217ZM142 256V255H141ZM178 256V255H177ZM203 256H205V255H203ZM215 256H218V255H215ZM221 256V255H220ZM229 256V255H228ZM142 257H139V258H136V259H138V260H140L141 262H139V261H137V263L135 262V260H133V262H132V264L133 263H135V264H148L147 262H143L144 260L143 259H141ZM170 258H174V259H176V256H171ZM196 258H198V257H196ZM221 258V257H220ZM146 259V258H145ZM215 260V259H214ZM214 262V261H213ZM215 263H217V262H215ZM214 263V264H215ZM251 263V262H250ZM249 263V264H250ZM34 264V263H33ZM116 264V263H115ZM165 264V263H164ZM211 264V263H210Z\"/></svg>",
    "mask_w": 264,
    "mask_h": 264
}]
</instances>
